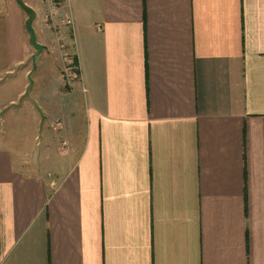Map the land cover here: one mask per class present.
I'll list each match as a JSON object with an SVG mask.
<instances>
[{"label": "crops", "instance_id": "0c3cea01", "mask_svg": "<svg viewBox=\"0 0 264 264\" xmlns=\"http://www.w3.org/2000/svg\"><path fill=\"white\" fill-rule=\"evenodd\" d=\"M22 1L32 34L0 0V107L26 98L19 128L0 113L23 133L0 264H264V0Z\"/></svg>", "mask_w": 264, "mask_h": 264}, {"label": "rangeland", "instance_id": "374dc122", "mask_svg": "<svg viewBox=\"0 0 264 264\" xmlns=\"http://www.w3.org/2000/svg\"><path fill=\"white\" fill-rule=\"evenodd\" d=\"M40 15H41V13H40ZM37 18H38V16H37ZM38 20V19H37ZM60 46H62L63 45V40L62 41H60ZM35 51L37 50V49H34ZM37 52V51H36ZM35 53V52H34ZM36 57H37V55H35ZM36 57H34V58H36ZM66 57H68V58H71V56H68V55H66ZM33 61H37V59L36 60H33ZM60 61V60H59ZM58 64H60V62H58ZM66 64V63H65ZM68 66H70L69 64H68ZM59 67V66H58ZM38 70V69H37ZM70 71L71 72H73L72 71V69H70ZM64 73V72H63ZM62 73V78H63V74ZM61 75V74H60ZM37 79V77H36V75H33V76H31V77H29L28 78V80H27V82H28V84L30 83V81H34V80H36ZM55 99L57 100V97H55ZM26 98H19L18 97V99L16 100V101H14L13 103H12V106H8L7 108L6 107H4V108H1L0 107V113H3V114H5V113H8V112H11L12 110L13 111H19V109H20V111H22L23 112V115L20 117H18V118H15V120L16 121H19L17 124H18V128L20 127L19 126V124H23V122H24V113H25V107H26ZM39 106H41V105H37V104H35L34 105V109H36V110H38L39 111ZM40 110H41V107H40ZM20 111L18 112V114L20 113ZM18 114H17V116H18ZM16 116V117H17ZM22 120V122H20ZM27 120H29L28 118H26L25 119V121H27ZM51 120H52V118H50L48 121L49 122H51ZM28 123V122H27ZM52 125V124H51ZM55 125H58V124H53L51 127H49V135L50 136H55L56 137V139H58V133H59V130L57 131V129L59 128V127H55ZM55 127V128H54ZM7 127L6 126H3L2 127V125H0V138L1 139H4V138H6V139H8V140H11L12 138H14V140L15 141H19V140H22L23 139V133H21V131L19 130V131H17V134L16 135H14V134H11V135H9V130H8V128L6 129ZM17 128V129H18ZM2 130V131H1ZM51 132V133H50ZM4 137V138H3ZM11 138V139H10ZM40 140H41V138L40 139H38V140H36L34 143H27V144H21V143H14V144H8V143H2V144H4V146L6 147V148H8V150L9 151H11V152H13L14 153V151H16V153H18V152H21L22 153V156L24 155V154H28V156H29V159H31V157H32V155L33 156H36L37 154H40V152H41V143H40ZM15 146H16V148H15ZM37 159V163H39L40 165H37L36 167H41V162H40V157H39V155L36 157ZM16 166H17V168L18 169H20V167H21V165L17 162V159H16V164H15Z\"/></svg>", "mask_w": 264, "mask_h": 264}, {"label": "built area", "instance_id": "2783aa9c", "mask_svg": "<svg viewBox=\"0 0 264 264\" xmlns=\"http://www.w3.org/2000/svg\"><path fill=\"white\" fill-rule=\"evenodd\" d=\"M54 12L52 9H50L42 18L44 19V21L46 23H48L49 21H52L53 19V15ZM63 25L67 26L69 28H71L72 24H71V20L70 19H66L65 21H63ZM64 79L66 80L67 85H74L77 80H78V74L75 70H72L73 72L70 71V66H65L64 67ZM64 146V143L61 144V147Z\"/></svg>", "mask_w": 264, "mask_h": 264}, {"label": "water", "instance_id": "95a60500", "mask_svg": "<svg viewBox=\"0 0 264 264\" xmlns=\"http://www.w3.org/2000/svg\"><path fill=\"white\" fill-rule=\"evenodd\" d=\"M16 6H18L25 15H26V22H25V28L26 29H31V25L34 22L35 18H34V14L33 12L30 10V7L27 6L26 4H24V2L22 0H14Z\"/></svg>", "mask_w": 264, "mask_h": 264}, {"label": "trees", "instance_id": "16d2710c", "mask_svg": "<svg viewBox=\"0 0 264 264\" xmlns=\"http://www.w3.org/2000/svg\"><path fill=\"white\" fill-rule=\"evenodd\" d=\"M27 32H29V33H31V34H32V32L30 31V29H27Z\"/></svg>", "mask_w": 264, "mask_h": 264}]
</instances>
